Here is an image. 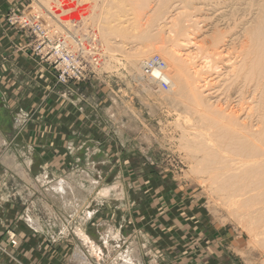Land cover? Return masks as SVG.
I'll return each mask as SVG.
<instances>
[{
  "label": "rangeland",
  "instance_id": "374dc122",
  "mask_svg": "<svg viewBox=\"0 0 264 264\" xmlns=\"http://www.w3.org/2000/svg\"><path fill=\"white\" fill-rule=\"evenodd\" d=\"M14 1L17 2L15 5L2 10L0 14V37L10 38L9 34L25 37L27 43L21 45L22 48L36 58L39 65L46 66L52 83L49 88L35 85L33 90L43 91V95L42 100H34L33 104L15 102L10 106L8 91L4 90L3 93L0 90V129L7 142L17 148L15 154L21 167L19 171L13 169L14 174H8L0 165V194L2 191L8 192L10 196L9 203L0 205V211L8 208L10 212H16L19 218L16 226L14 223L7 229L6 243L9 232L15 234L18 242L25 234L38 236V231L26 224V212H33L42 226L52 224L55 230H58L57 224L63 223L61 219L69 225V235L63 236L60 241L49 237L50 245L56 242L64 245L70 241L68 237H72L74 231L71 227L76 226L82 218L80 212H97L94 218L102 224L108 219L104 212H115L116 215L122 212V215L112 220L120 217L121 221L125 220L123 225L127 236H133V239L137 237L140 246L144 245L142 253L146 264H153V260L154 264H178L184 251H192L199 258L202 248L214 242L218 244L212 247H223L232 263L264 264V225L248 214L250 211L243 209L237 203V198L229 200L228 192H220L221 179L215 178L212 165L201 161L203 154L189 147L193 144L189 142L196 137L198 139V136L202 137L198 134L215 141V131L201 119L200 113L205 112L206 108L187 101L185 92L181 91L182 77L186 72L176 64L170 65L162 52L166 48L171 51L180 48L181 53L196 57L195 65L198 64L197 68L201 66V69L205 64V56L212 54L211 58H215L219 73L207 71L206 68L200 76L195 74L200 80L202 76L206 77L210 84L208 91L214 92L212 101L219 100L215 104L222 105L226 101L224 108L237 109V89L241 81L235 79V65L239 57L241 59L242 47L238 34L243 24H239V21H243V16L249 17L255 13L253 11H257L256 5L250 6L254 1L248 0V5L244 0H236L239 4L233 5L232 0L178 3L180 5L173 14L183 17L186 27L187 24L207 25L205 30L193 34L188 44L184 43L186 35L181 32L178 35L171 24L164 28L163 24L158 26L155 22V26H152L143 21L142 18L147 17L146 9H136L132 0H107L109 3L106 5H103L104 0H69L72 6H64L61 0ZM121 4L124 6L121 7ZM246 6L252 7H249L250 14ZM111 9L112 13L108 14ZM62 13L67 18L64 19ZM20 18H39L62 33L74 28L85 45L90 36L96 37L99 44L96 61L91 56H81L85 70L83 78L68 77L62 81L61 70L45 57L37 55L33 49L35 38L29 28L22 26ZM139 20L142 22L139 23ZM144 31L155 33L154 37L144 38ZM13 46V50L21 47ZM155 55L167 63L170 90L155 86L142 71L141 62ZM182 57L180 63L183 62ZM0 59L5 60L3 57ZM192 67L190 71H194ZM63 104L66 119H72L74 114L81 118V134L77 139L71 135L72 128L67 124L70 120L65 122L66 125H61L57 120V112L61 110L62 113ZM30 125L37 133L31 144L39 147L28 153L33 164L26 169L23 162L27 156L22 146L28 143L24 127ZM41 128L49 131L41 135ZM204 134L209 135L204 137ZM61 140H64V145ZM221 150V155L237 157L230 151ZM1 153L0 158L3 156ZM12 155L16 160V156ZM7 158L9 155L5 159L6 163ZM43 161L47 162V169H43ZM46 170L48 174H45ZM56 177L66 180L64 184H68L67 188L72 187L68 191H61L63 194H54V190L57 191L53 185L57 181ZM4 178L6 181L1 183ZM169 227L174 229L168 231ZM66 260L68 262V258ZM200 260L204 259L200 257Z\"/></svg>",
  "mask_w": 264,
  "mask_h": 264
},
{
  "label": "bare ground",
  "instance_id": "6f19581e",
  "mask_svg": "<svg viewBox=\"0 0 264 264\" xmlns=\"http://www.w3.org/2000/svg\"><path fill=\"white\" fill-rule=\"evenodd\" d=\"M222 1H224V0H222ZM233 1L234 0H232V5L238 3V1H236V0H235L236 2H233ZM244 1H246L247 2L246 5H248V0H244ZM252 1H254V3ZM60 2L64 3V6H72V3L69 0H61ZM180 2L187 4L189 2H192V0H132V3H133L132 5H134V7L136 9H139V10H141V9L145 10L146 9V12H147L146 16L147 17L142 18V20L143 21L145 20V22L147 24L155 26V24H156L155 22H157L158 26L163 24L162 25L163 27L166 25L169 27L168 24H171L172 26L171 25L170 26L174 28V30L176 31V33L178 35H180V32L183 35H186L185 36L186 38L184 39V43L188 44L191 42V40H190L191 36L196 35L197 32L200 33L201 31L205 30V27L207 25L205 24L203 26H199V24L198 25L197 24H189V25L187 24V27H186V25H184V21H185L184 18L183 17L181 18L179 15L176 16L175 13L173 14V12L175 10H177L178 5H180V4H178ZM206 2H207V0H206ZM251 2L252 3L250 6H252L253 4L256 5V9L255 8H253V9H255L257 11L252 10L253 12H255L252 14L250 11L251 10L250 8H252L254 5L252 7L246 6V7H248V9L250 11V12H248V11L247 12L249 14L250 13L251 14L249 15V17H248V15H247V17L245 16L247 19H245V17L243 16V18H242L243 21L238 20L240 22L239 24H242L241 22H243V24L239 27V29H240L239 34L237 33L238 38H239V42H240L239 45H240V47H242L241 48L242 50H240V51H242L241 52V59L239 57V61L237 62V66L235 65V67H236L235 68V70H236L235 75L237 74V76H236V78L234 77L236 79V81H237V79L241 81V84H239L238 89H237V94L239 97V100H238L239 103L237 105L234 104L237 106V109H236V107H232V109H230L231 110L230 111L229 109H226V107L224 108L223 104H225L226 101L222 105L221 104H215L216 101H219V100L217 99L216 101H214V100L212 101L214 92L213 93L209 92L210 91L209 90L210 84L207 81L206 77L202 76V78L200 80L196 76V74H198V76H200L201 75L200 73L202 72V70L203 69L206 70V68H207V71L215 70L219 73L218 70H220V69L219 68L217 69L218 66H216L217 64H216V62H214L215 58H214V60H213V58H211V57H213L212 54L205 56V64L202 66L203 69H201V66L199 68H197L198 64L195 65L196 64L195 63L196 57L193 58L192 55L189 53H181L180 48H176L175 50L173 49L172 51L170 49L166 48V49L162 50V52H163V54H165L167 56V59H168L170 65L173 66L174 64H176L181 69H183V71L186 72V75H184L182 77L183 84L180 86V87H182L181 91L185 92L184 95H185V98L188 99L187 101L190 100V102H192L194 104L197 103L198 106L200 105V106H204L206 108L205 112L200 113V111H199L201 119H203V121L205 120L204 122L209 124L211 129L214 128L213 130L215 131V136L213 135L214 136L213 138L216 139L215 141L210 139V137L203 138L202 134H198V135H201L202 137L197 135L198 139H197V137H196V139L192 138L194 140L193 141L191 140L192 142H189V143H193V144H191V146H189V147H192V149L194 148L195 152H197V153L200 152L203 154V158H201V161L212 165L211 170L215 171V178L221 179L220 188H219L220 192L221 191L222 192H228L229 200L237 198V203L243 209H246L247 212L250 211V212H248V214L249 213L252 214V216L255 218L256 221H258L262 225H264V0H251ZM103 3H102L103 5H106V3H109V2L107 0H104ZM121 3H122V1H121ZM230 3L231 2H229V4ZM58 4H60V3H58ZM102 4H101V7H102ZM126 4H125V6H126ZM194 4H192V5H194ZM210 4H212V3L210 2ZM188 5H187V7L190 6V5L189 6ZM96 6H97V4H96ZM118 6H117V8H118ZM122 6H124V4L123 5L121 4V7ZM201 6H202V4H201ZM203 6H206V5L204 4ZM94 7H95V5H94ZM227 7H228V3H227ZM109 8H111V7H108V9ZM199 8H201V7L199 6ZM199 8H197V9L199 10ZM206 8H209V7H206ZM106 10H107V8H106ZM163 10H164V12H163ZM193 10H194V8H193ZM195 10H196V8H195ZM203 10H204V8H203ZM236 10H237V8H236ZM243 10H245V9H243ZM108 12H109V10H108ZM180 12H181V10H180ZM220 12L222 13V11H220ZM111 13H112V9H111V12H109L108 14H111ZM182 13H183V11H182ZM62 17L64 19L67 18V16L63 13H62ZM184 17H185V15H184ZM222 17L224 18L226 16H222ZM106 18H108V17H106ZM135 18L137 19V17H135ZM138 19H140V18H138ZM228 19H230V18H228ZM244 19L246 21H244ZM230 20H232V19H230ZM138 22L141 23L142 21L139 20ZM199 22H200V20H199ZM108 23L110 24L111 22H108ZM190 23H192V22H190ZM158 28H160V27H158ZM110 29H111V26H110ZM211 29H213V27ZM211 29L209 28V30H211ZM152 30H154V29H152ZM111 31L114 32L117 30L114 29V31L113 30H111ZM154 34H152L151 31H147V32L144 31L142 33V36L144 38H148V36L154 37ZM216 37H214V39ZM171 38H172V36H171ZM206 39H208V38H206ZM209 43H211V42H209ZM206 44H207V42H206ZM176 46L179 47L178 44ZM209 46H210V44H209ZM234 47H237V46L235 45ZM197 49H198V47H197ZM213 49H214V47H213ZM214 52H215V50H214ZM182 55H184V56L182 57ZM218 55H219V52H218ZM134 56H138V55H134ZM233 56H235V55H233ZM151 57L145 59L140 64V66L142 65L141 67H142V71H143L144 75L146 77H149L155 85H157L159 88L162 89L163 87H161L159 82H156V78H155V76H157L159 73H161L163 79L165 81H167L168 85H169L168 89H165V90H170L171 81L168 78V71H167L168 66H167V63L162 58L161 59L164 61L165 67L153 68L152 69L153 74H150V73L146 74L144 72L143 64L146 63ZM180 57L183 58L182 63L179 62ZM217 58H219V57H217ZM227 61H229V59ZM213 62L215 63V66H214ZM132 64L135 65V63H132ZM192 66H194V71L193 70L190 71L193 68ZM222 67H223V65H222ZM195 68H197V69H195ZM217 75H219V74H217ZM220 78H221V76H220ZM228 78H229V76H228ZM234 83L235 82H233V84ZM219 90L220 89H218V91ZM227 90H229V89H227ZM191 105H193V104H191ZM191 105H189V106L191 107ZM189 106H188V108H190ZM193 111H196V110H193ZM211 114H214V116ZM208 135L206 134L204 137H206ZM220 150L221 151H223V150L230 151V152L234 153L233 155H235L237 157H227V156L221 155ZM80 236L83 238V240L86 243H89V241H91V239L85 233L80 234ZM91 243H92V241H91ZM95 253H98L97 250Z\"/></svg>",
  "mask_w": 264,
  "mask_h": 264
},
{
  "label": "crops",
  "instance_id": "0c3cea01",
  "mask_svg": "<svg viewBox=\"0 0 264 264\" xmlns=\"http://www.w3.org/2000/svg\"><path fill=\"white\" fill-rule=\"evenodd\" d=\"M16 3L17 2L14 0H0V14L2 13V10L7 9ZM9 36L10 38H5L4 36V39L3 36L2 38L0 37V55L8 53L6 56H0V58H5L4 61L0 59V90H3V93L4 90L8 91V102L10 103V106L14 105L15 102L33 104L34 100H42L41 95H43V91L39 92L38 90H33L35 85L43 88H49V84L52 83V79L50 78L46 66L39 65L36 58L27 54L24 51L25 48H22L21 45H25L27 43L25 37L21 35L19 37L18 34H14V37L13 34L12 36L9 34ZM13 44L20 45L21 47L13 50ZM3 52L4 54H2ZM38 92L40 95H38ZM62 108V113L61 110L57 112V120L61 122V125H66L65 122L70 120V123H66L72 128L71 135L77 139L81 134V118L74 114L72 119H66V113H64L65 104H63ZM24 129L26 130L25 138L28 143L24 145V147L22 146V149H24L23 153L27 156V159L23 163L26 165L27 169L33 164V160L28 153H31L39 146L31 144L33 137L37 134L36 130L33 129V126L30 125V127H24ZM48 131L49 130L45 128L40 129L41 135H44ZM0 135L5 140H2L0 137V153L2 152L1 154H3L0 158V165L7 170L8 174H14L13 169H17L19 171L21 168L17 163L20 161L15 154L18 150L13 147L10 142H7L1 129ZM61 141L63 142L62 145H64V140ZM12 154L16 156V160H14ZM8 155L9 158H7L6 163L5 159ZM43 163L45 164H43V169H47V162L43 161ZM45 174H48L47 170ZM4 179H2L1 183L6 181V179ZM55 180L57 181H54L53 185L56 187L55 189L57 191L53 188L52 189L56 195H59L58 193L63 194L61 191H68L72 187L70 186L67 188L68 184L66 183L67 186H65L64 181H67L64 179L58 180V177H56ZM93 180L98 183L95 178H93ZM9 197L8 192L2 191L0 194V205L9 203ZM8 205L11 207L10 204ZM96 214L97 212H80L79 216L82 218L80 221H77L78 223L76 226L71 227L74 228V231L72 232L73 236L68 237L70 241L68 240L69 242L64 245H62L61 242H56L55 244L50 245V240L48 241L49 237L55 240L57 239L56 241H60L63 236L69 235V225H66L64 219H61L63 223L59 225L57 224L59 227L58 230H55L52 224L48 225L46 223L42 226L40 224L41 222L33 216V212H26V224L34 227L33 229L38 231L36 232L38 233V236L34 237L36 236L34 234H25L23 236L24 238L19 239V245L13 249V254H11V256L0 252V264H146V260L144 259L145 257L142 253L144 245H142L143 248L140 246L137 237L136 239H133V236H127L128 233L124 228L125 225H123L125 220L121 221V217L119 218L120 220H112V218L119 216L120 214L122 215L123 213L118 212L116 215L115 212H104V214L108 216V219L105 222L103 221V224L99 223L100 221L98 222L96 218H94ZM101 214L102 213H99V215ZM87 216H90L91 219L89 217L86 221L85 219ZM18 220L19 218L17 219L16 212H10L8 208L7 210L0 211V242L3 241L2 243L6 244L5 239L7 238V229L11 228L14 223L16 226V221ZM137 229L139 231V228ZM168 229V231H170L174 228L169 227ZM57 231L60 233L57 234ZM82 233H85L91 239L93 244L91 241L86 243L80 236ZM215 243L218 244L217 242H214L213 244L204 246L199 258L194 256L192 251H184V254L181 256L178 264L208 263L210 260L211 262L208 264H236L235 262L232 263L231 260H229L230 256L224 251L223 247H212ZM96 250L98 253H95ZM66 253L69 254L66 255ZM200 257L204 260H200ZM67 258L68 262L66 260ZM151 263L154 264L155 260Z\"/></svg>",
  "mask_w": 264,
  "mask_h": 264
},
{
  "label": "built area",
  "instance_id": "2783aa9c",
  "mask_svg": "<svg viewBox=\"0 0 264 264\" xmlns=\"http://www.w3.org/2000/svg\"><path fill=\"white\" fill-rule=\"evenodd\" d=\"M20 19L22 20V26L29 28L35 38L33 49L37 52V55L43 56L42 58L45 57L47 61L56 65L61 70L60 79L62 81H66L68 77L83 78V72L85 70L82 67L81 56H91L96 61L99 51V44L96 37L92 38L90 36L87 40V45H85V42L83 40L81 41L74 28L67 33H62L56 28L49 27L48 24L39 18ZM72 41L76 44H73ZM143 67L146 74H153V68H163L165 67V63L160 56L155 55L144 63ZM155 78L161 87L168 89V82L163 79L161 73L155 76ZM8 237L9 240L6 244L3 245L0 242V250L2 253L10 255L12 250L19 245V242L12 232H9Z\"/></svg>",
  "mask_w": 264,
  "mask_h": 264
}]
</instances>
